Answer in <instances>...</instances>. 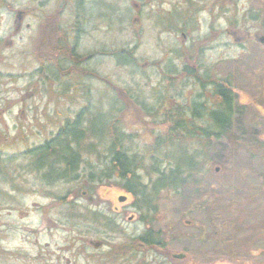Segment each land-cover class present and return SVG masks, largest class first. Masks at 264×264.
Listing matches in <instances>:
<instances>
[{
  "label": "rangeland",
  "instance_id": "1",
  "mask_svg": "<svg viewBox=\"0 0 264 264\" xmlns=\"http://www.w3.org/2000/svg\"><path fill=\"white\" fill-rule=\"evenodd\" d=\"M99 1L98 39L81 44L82 53L96 49L101 54L83 73L57 71V84L42 71L50 75L45 18L60 5L0 0V264H137L142 256L145 261L158 257L160 264H264V148L257 147L264 136L256 141L238 134L241 121L232 120L225 137L190 148L203 152L205 160L197 163L202 175L158 192L151 212L133 208L132 196L112 183L92 189L78 182L46 184L27 167L26 152L49 141L63 120L80 111H106L113 104L120 130L130 135L129 146L142 154L162 132L158 121L144 115L142 104L151 111L177 104L189 108L194 94L186 74L141 67L161 64L167 44L180 36L160 32L143 15L134 19V3L145 2L152 12H169L173 21L176 5L184 0ZM191 1L209 7L213 0ZM229 2L230 16L235 10L264 17V0ZM59 85L69 90L60 94ZM93 212L105 215L108 219L100 221L115 229L95 227ZM139 214L148 216L149 224ZM148 228L159 230L163 249L128 242ZM111 244L117 246L116 260L104 256Z\"/></svg>",
  "mask_w": 264,
  "mask_h": 264
},
{
  "label": "flooded vegetation",
  "instance_id": "2",
  "mask_svg": "<svg viewBox=\"0 0 264 264\" xmlns=\"http://www.w3.org/2000/svg\"><path fill=\"white\" fill-rule=\"evenodd\" d=\"M46 1L60 5L45 18L50 37L49 67L53 73L66 69L73 73L85 72L87 62L95 61L97 54H101L94 49L86 55L81 44L86 38L95 42L98 39L102 17L100 1ZM134 6L135 20L143 15L160 32L171 34L172 31L180 36L178 41L167 44L161 54V64L145 63L141 67L145 71L181 73L189 77L194 95L185 115L195 132L225 137L232 130V120H237L241 121L238 134L253 136L256 141L264 136L261 129L264 125V17L256 13L240 15L235 10L230 16L229 0H213L209 7L191 0L180 1L173 21V17L166 16L169 12H152L145 7V2ZM204 14L206 19L201 17ZM130 49L128 56L133 57ZM217 116H222L226 123L216 124ZM261 143L258 148H264Z\"/></svg>",
  "mask_w": 264,
  "mask_h": 264
},
{
  "label": "trees",
  "instance_id": "3",
  "mask_svg": "<svg viewBox=\"0 0 264 264\" xmlns=\"http://www.w3.org/2000/svg\"><path fill=\"white\" fill-rule=\"evenodd\" d=\"M46 68L50 75L43 70V77H51L49 81L59 84L58 72L53 73L47 65ZM59 88L63 95L69 90L62 85ZM176 107L151 111L142 104L144 115L151 116L153 121H158L162 126V132L155 134L151 143L145 144L142 154L129 146L130 135L120 130L119 121L114 118L113 104L106 111H80L74 118L63 120L49 141L26 152L29 157L27 167L46 184L78 182L83 185L82 188L92 189L95 185L112 183L132 196L133 208L139 212H151L154 206L149 204L158 192L167 187L186 185L196 176L202 175L203 166L197 167V163L201 164L205 158H202L203 152L195 151L198 144L206 145L209 140L222 137L197 134L188 115H185L189 108L180 104ZM157 116L160 118L156 119ZM214 122L221 125L226 120L217 116ZM193 142L194 147H191ZM190 148L195 149L194 152ZM0 171H4L1 165ZM152 175L155 178L151 181ZM92 215L95 227L102 224V229H115L111 224L100 221L102 218L108 219L105 215L98 212ZM139 220L145 224L150 222V218L144 214H139ZM128 240L147 248L163 249L159 230L154 231L152 228ZM117 255V246L112 244L104 254L106 258L112 257L114 260ZM150 255L154 258L152 252ZM123 258L126 260L125 256ZM154 262H158V257L145 261L142 256V261L137 264Z\"/></svg>",
  "mask_w": 264,
  "mask_h": 264
}]
</instances>
